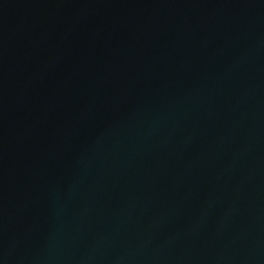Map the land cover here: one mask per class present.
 I'll use <instances>...</instances> for the list:
<instances>
[{
    "label": "water",
    "instance_id": "obj_1",
    "mask_svg": "<svg viewBox=\"0 0 264 264\" xmlns=\"http://www.w3.org/2000/svg\"><path fill=\"white\" fill-rule=\"evenodd\" d=\"M0 264H264V0H0Z\"/></svg>",
    "mask_w": 264,
    "mask_h": 264
}]
</instances>
